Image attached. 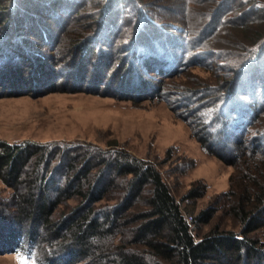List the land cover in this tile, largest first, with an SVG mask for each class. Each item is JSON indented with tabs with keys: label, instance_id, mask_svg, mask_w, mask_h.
<instances>
[{
	"label": "trees",
	"instance_id": "1",
	"mask_svg": "<svg viewBox=\"0 0 264 264\" xmlns=\"http://www.w3.org/2000/svg\"><path fill=\"white\" fill-rule=\"evenodd\" d=\"M36 1L40 3L39 9L49 13L39 11ZM72 2L76 6L75 15L89 4L95 11L88 17L91 29L73 32L66 39L56 38L54 42L66 54L85 51L90 40L108 35L122 21L114 19L115 16L118 19L117 15L128 17L126 24L145 15L147 18L141 22H153L160 27L157 25L160 20L149 12H140L138 0ZM59 3L60 0H0V24L9 20L10 7H14L15 13L19 7L26 10L28 14L22 17H26L25 25L33 29L36 40L31 48L21 39L20 47L27 52L38 50V40L49 43L53 33L45 21H60L62 9L68 8ZM192 3L200 4L198 0ZM206 5H210L206 11L185 9L188 16L179 31L185 46L180 41L173 42L170 39L173 36L161 27H153L150 33L144 27L132 33L128 30L127 36L124 34L127 27L120 32L114 29L115 33L109 34L107 40L123 44L116 49L108 45L115 52L109 67L120 60L114 70L122 73L124 81L131 75L144 77L145 73H155L162 80L191 65L208 67L215 59L220 61L216 68L225 78L220 84L174 90L168 101L183 109V116L193 115L202 125L205 140L201 146L206 152H213L214 148L208 150L204 143L211 137L220 139V133L240 148L226 159L231 164L241 161L244 166V171H240L243 188L231 207L242 223L240 232L212 229L197 237L195 227L207 223L212 210H202L194 217L190 215L191 221L187 220L185 210L157 167L124 151L0 140V181L13 190L9 205L14 209L16 223L26 225V233L10 229L7 236H0V250L22 252L27 245L29 250L23 252L33 253L37 264H57L44 256L37 259L34 254L37 249L41 254L49 253L48 249L54 254H67L62 264L82 260L85 264H264V238L250 236L264 225V61H260L264 56V3L208 0ZM70 18L73 16L68 21ZM17 23L23 24L16 19ZM141 33L150 39L140 40ZM228 33L233 37L221 38ZM218 39L224 43L221 48L213 49L211 45L207 48V43ZM122 79L120 76L119 80ZM166 88L162 81L150 91L164 99ZM58 182L64 183L58 186ZM204 190V186L190 189L181 199L200 197ZM230 195L235 196V192ZM74 196L79 200L77 205L54 221L52 216L58 205Z\"/></svg>",
	"mask_w": 264,
	"mask_h": 264
},
{
	"label": "rangeland",
	"instance_id": "2",
	"mask_svg": "<svg viewBox=\"0 0 264 264\" xmlns=\"http://www.w3.org/2000/svg\"><path fill=\"white\" fill-rule=\"evenodd\" d=\"M192 1L138 0V8L140 7V12H149L156 20H160L157 25L161 30L172 35L170 39L173 42L180 41L185 46L179 32L185 17L188 16L185 9L188 7L189 10L197 8L195 10L206 11V6H210L206 5L208 0H198L199 6H195ZM260 2L264 3V0ZM59 4L62 8L67 6L69 9H62L60 21H45V26L53 33L49 43L38 40V50L31 49L27 52L22 45L20 47L21 39L31 48L34 47L32 42L36 40L33 29L25 25L26 17H22V14H28L26 10L19 7L16 15L14 7H10L7 11L9 20L0 24V140L8 143L82 145L108 152L124 151L157 167L170 191L185 210L187 220L190 215L194 217L202 210H212L211 219L195 227L194 234L197 237L212 229L239 233L242 223L233 215L231 207L243 188L240 171H244V166L241 161L231 164L227 160L233 153L240 151V148L230 142L229 137H223L220 133V139L211 137L207 144L204 143L208 150L214 148L213 152H206L201 146V142L205 140L202 125L193 115L189 118L183 116V109L168 101L171 95L175 94L174 90L220 84L225 79L223 72L216 68L220 61L215 59L208 67L191 65L177 75L166 76L162 80L155 73L142 72L147 81L137 74L135 77L131 75L129 82L124 81L122 73L114 70L120 60H115L112 68L109 67L111 55L115 54L109 47L116 49L118 44L123 42L111 44L110 40H107L109 34L115 33L117 29V32H120L124 27H127V31H124L126 36L128 30L131 33L137 32L141 27L150 33L156 25L149 21L141 22L144 17L147 18L145 15L142 19L138 16L127 25L125 22L129 20L128 17L123 19L117 15L118 19L116 16L114 19L122 21L114 27L115 30L112 29L106 36L100 35L90 40L85 51L77 50L66 54L62 50L63 47L54 41L59 36L66 39L70 34L91 29L88 17L95 9L89 4L75 15L76 6L72 0H60ZM227 4L224 5L225 9ZM35 5L39 11L49 13L43 8L39 9V1H36ZM71 16L73 18L68 21L67 18ZM44 18L46 19V16L43 14V21ZM16 19L23 24H16ZM45 26L42 25L44 29ZM231 35H221V38L233 37ZM248 35L246 33V36ZM138 38L150 39L149 35L144 33L139 34ZM213 42L207 43V48L211 45L213 49H217V46L221 48L224 44L219 39ZM66 43L63 44L65 47ZM177 53L178 51L175 52ZM260 61H264V56ZM120 76L122 80H119ZM162 81L167 84L164 99L152 93ZM63 183L58 182L57 185ZM202 186L205 187L202 196L181 199L190 189L199 190ZM12 191L0 181L2 237L7 236L10 229V232L14 233H26V225L16 223L14 209L9 205ZM230 192H235V196L230 195ZM78 201L74 196L58 205L53 213V220L57 221L59 217L69 213ZM250 236L263 240L264 225ZM28 250L27 245L23 247L22 252L0 250V264H37L33 253L23 252ZM48 252L43 255L38 249L34 250L37 259L44 256L57 264H62L63 259L68 258L67 254H54L51 249H48ZM76 264L85 262L82 260Z\"/></svg>",
	"mask_w": 264,
	"mask_h": 264
},
{
	"label": "built area",
	"instance_id": "3",
	"mask_svg": "<svg viewBox=\"0 0 264 264\" xmlns=\"http://www.w3.org/2000/svg\"><path fill=\"white\" fill-rule=\"evenodd\" d=\"M189 220H190V217H189Z\"/></svg>",
	"mask_w": 264,
	"mask_h": 264
}]
</instances>
